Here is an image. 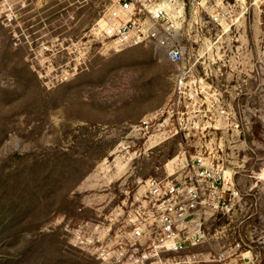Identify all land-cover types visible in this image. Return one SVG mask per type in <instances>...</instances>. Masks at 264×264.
<instances>
[{
    "label": "rangeland",
    "instance_id": "374dc122",
    "mask_svg": "<svg viewBox=\"0 0 264 264\" xmlns=\"http://www.w3.org/2000/svg\"><path fill=\"white\" fill-rule=\"evenodd\" d=\"M154 1L176 63L99 37L109 0H0V264H264V0ZM195 157L205 238L131 244Z\"/></svg>",
    "mask_w": 264,
    "mask_h": 264
},
{
    "label": "built area",
    "instance_id": "2783aa9c",
    "mask_svg": "<svg viewBox=\"0 0 264 264\" xmlns=\"http://www.w3.org/2000/svg\"><path fill=\"white\" fill-rule=\"evenodd\" d=\"M99 37L115 47L153 46L171 62L182 59V46L174 38V29L165 22V9L154 0H109L97 23ZM194 174L189 181L148 179V227L134 230L135 241L145 242L150 249L165 248L181 252L205 238L203 219L209 199L204 183L215 194L218 207L222 175L207 165L203 157L191 162ZM224 187V183L222 185Z\"/></svg>",
    "mask_w": 264,
    "mask_h": 264
}]
</instances>
